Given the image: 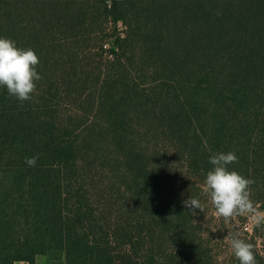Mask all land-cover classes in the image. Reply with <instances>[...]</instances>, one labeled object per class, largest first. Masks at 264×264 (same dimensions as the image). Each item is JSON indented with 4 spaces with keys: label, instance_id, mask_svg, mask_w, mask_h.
<instances>
[{
    "label": "trees",
    "instance_id": "trees-1",
    "mask_svg": "<svg viewBox=\"0 0 264 264\" xmlns=\"http://www.w3.org/2000/svg\"><path fill=\"white\" fill-rule=\"evenodd\" d=\"M0 38L42 77L0 87V264H239L183 202L232 152L264 212V0H0Z\"/></svg>",
    "mask_w": 264,
    "mask_h": 264
},
{
    "label": "clouds",
    "instance_id": "clouds-1",
    "mask_svg": "<svg viewBox=\"0 0 264 264\" xmlns=\"http://www.w3.org/2000/svg\"><path fill=\"white\" fill-rule=\"evenodd\" d=\"M38 64L39 58L32 49L19 48L15 41L0 38V87H6L8 94L21 103L31 99L36 82L42 79L36 71ZM38 158H26L25 163L34 167ZM237 161L238 157L232 152L210 156L213 168L207 173L202 190L215 209L217 218L230 223L234 217H246L250 226L260 227L264 225V212L250 199L249 189L254 181L228 168ZM183 203L194 216L196 209L203 211V205L196 198H189ZM226 239L239 264H257L253 245L245 242L241 233H232Z\"/></svg>",
    "mask_w": 264,
    "mask_h": 264
},
{
    "label": "rangeland",
    "instance_id": "rangeland-1",
    "mask_svg": "<svg viewBox=\"0 0 264 264\" xmlns=\"http://www.w3.org/2000/svg\"><path fill=\"white\" fill-rule=\"evenodd\" d=\"M126 27L122 21L118 22L116 25H112L111 29L109 30L110 35H121L124 33ZM114 39V38H113ZM111 43V42H109ZM258 206V204H256ZM259 207V206H258ZM259 210L263 212V210L259 207ZM202 219H203V231L205 234V237L209 239V242L216 247V250L219 251L220 253L224 251L225 253H228L231 251V248L229 246L228 240L226 239L228 237V233H235L239 232L241 233L242 229V220L241 218L236 221V225H230L228 228H224V226L221 224V218H217L214 210L211 209L210 204H205L203 206V211H202ZM215 215V216H213ZM246 221L245 225H247V228L252 229L253 227L250 226L249 221L246 217H243ZM226 229H229L227 233H224ZM246 229V227H245ZM47 259L46 263L39 262L35 264H67L66 263V258L65 255L62 254L58 258H53L51 256H45ZM16 264H29L27 261H19Z\"/></svg>",
    "mask_w": 264,
    "mask_h": 264
},
{
    "label": "crops",
    "instance_id": "crops-1",
    "mask_svg": "<svg viewBox=\"0 0 264 264\" xmlns=\"http://www.w3.org/2000/svg\"><path fill=\"white\" fill-rule=\"evenodd\" d=\"M45 256L46 255H44V254H39V255H37V258H36V263H39V262H44V263H46V261H47V259L45 258Z\"/></svg>",
    "mask_w": 264,
    "mask_h": 264
}]
</instances>
